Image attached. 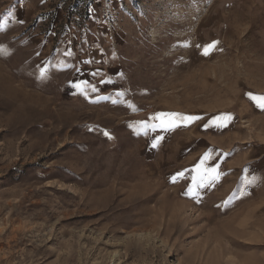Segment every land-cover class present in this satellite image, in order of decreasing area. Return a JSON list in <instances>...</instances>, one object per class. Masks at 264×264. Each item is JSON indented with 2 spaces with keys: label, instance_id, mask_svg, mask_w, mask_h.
Returning a JSON list of instances; mask_svg holds the SVG:
<instances>
[{
  "label": "rangeland",
  "instance_id": "1",
  "mask_svg": "<svg viewBox=\"0 0 264 264\" xmlns=\"http://www.w3.org/2000/svg\"><path fill=\"white\" fill-rule=\"evenodd\" d=\"M252 96L264 0H0V264H264Z\"/></svg>",
  "mask_w": 264,
  "mask_h": 264
},
{
  "label": "snow or ice",
  "instance_id": "2",
  "mask_svg": "<svg viewBox=\"0 0 264 264\" xmlns=\"http://www.w3.org/2000/svg\"><path fill=\"white\" fill-rule=\"evenodd\" d=\"M22 23V21H21ZM218 41H214L211 44H208L204 47L203 55L207 56L210 54L211 50H214L217 47ZM42 77L44 76V73H41ZM76 87H79V85H76ZM253 100L259 101V107L264 108V97H257L252 96ZM153 119L158 120L159 123L152 125L153 129L159 127L165 130H173L175 127L180 126V124H185L187 126V122H195L196 120L200 119V117H194V116H182L179 113H159L157 116L153 117ZM232 119L230 114H224L221 116L216 117L212 122L211 125L206 124L204 125L205 128H208L210 126L215 127H226L227 123ZM107 135V133H106ZM163 139V137H157L156 141L153 143V147L157 146V143L159 140ZM211 152H208L205 154L203 160L201 161L200 165H198V168L203 169V172L200 174L201 178V186H206L204 182H207L208 184H211L212 182L218 180L220 178V171H219V165L217 164L215 167L212 168H205L204 163L205 161L211 159ZM207 173V175H205ZM184 173L180 172L177 174V176H183ZM177 177H173V181L176 180ZM196 177H193V180H196ZM194 191V190H193Z\"/></svg>",
  "mask_w": 264,
  "mask_h": 264
}]
</instances>
